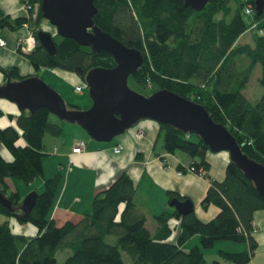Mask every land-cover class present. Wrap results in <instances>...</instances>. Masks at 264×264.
<instances>
[{
    "label": "trees",
    "instance_id": "1",
    "mask_svg": "<svg viewBox=\"0 0 264 264\" xmlns=\"http://www.w3.org/2000/svg\"><path fill=\"white\" fill-rule=\"evenodd\" d=\"M27 1L38 4L35 17L32 11L13 16L0 7V30L20 31L26 27L33 34L34 47L23 52L17 46L16 52L28 60L34 73L22 76L15 66L0 67L4 80L6 76L12 81L39 77L38 71L47 68L75 72L84 82L90 69L115 65L106 51L95 53L89 46L49 31L45 28L49 22L40 11L41 0ZM253 1L210 0L195 11L184 0H94L92 20L127 47L141 52L142 64L129 76L134 84L142 89L152 87L151 94L167 89L200 104L214 122L230 132L243 154L264 166V11L256 15ZM247 7L252 9L249 14L245 12ZM40 30L51 33L54 54L39 44ZM248 30L251 42L239 43V37ZM257 65L258 84L263 91L251 102L244 90ZM62 105L67 110H79L74 105ZM49 115L44 107L32 112L19 110L16 116L0 110V119L6 116L9 120L0 125V191L9 202V207L0 204V218H5L0 219V264H58L55 253L60 249L70 251L61 264H124L122 251L131 264H207L199 247L181 248L196 234L201 248H211L217 240L247 243L246 251H220L224 261L244 264L253 255L257 244L252 219L254 212L264 209V197L231 160L221 180L210 178L206 174L208 146L198 135L194 140L192 134L171 125L158 124L163 150L189 158L188 165H176L178 171L187 172V167H193L194 172L199 168L205 171L209 186L200 205L203 209L209 205L218 209L210 220L203 221L194 212L182 216L171 207L154 216L156 229L150 233L144 213L135 203L136 184L125 171L94 193L90 213L61 225L49 214L62 177L57 171L43 180L32 209L22 216L21 197L17 190H10L5 179L19 177L31 183L42 176L43 138L46 134H61L60 124L50 120ZM20 137L25 144H17ZM167 196L168 201L185 199L173 191H167ZM10 217L35 226V235L12 233L7 220ZM171 218L177 219L179 226L174 241H170L174 231L169 224ZM109 235L114 236V242L107 241ZM210 264L221 262L216 259Z\"/></svg>",
    "mask_w": 264,
    "mask_h": 264
},
{
    "label": "water",
    "instance_id": "2",
    "mask_svg": "<svg viewBox=\"0 0 264 264\" xmlns=\"http://www.w3.org/2000/svg\"><path fill=\"white\" fill-rule=\"evenodd\" d=\"M208 1L184 0V4L200 11ZM253 7L256 15H260L264 11V0H254ZM40 11L59 36L89 46L95 53L106 51L115 65L95 67L86 73L85 85L92 105L85 110H67L60 95L42 78L33 76L18 81L6 76L0 86V98L14 103L18 110L32 112L36 108H47L61 120L78 124L98 142L111 141L140 119H151L196 134L210 152L226 151L229 160L243 171L264 197V166L243 154L230 132L221 123L214 122L200 104L167 89L145 96L128 87V78L142 64L143 56L138 49L127 47L94 24V0H41ZM37 39L49 54L55 53L50 32L38 31ZM36 197L35 191L23 197L19 205L22 216L28 215ZM0 204L9 207L8 199L1 191ZM168 205L182 216L194 212L188 198H173Z\"/></svg>",
    "mask_w": 264,
    "mask_h": 264
},
{
    "label": "crops",
    "instance_id": "3",
    "mask_svg": "<svg viewBox=\"0 0 264 264\" xmlns=\"http://www.w3.org/2000/svg\"><path fill=\"white\" fill-rule=\"evenodd\" d=\"M22 1L0 0V7L4 12L13 16L25 15L26 11L21 7ZM26 35V28L20 31L0 30V37L6 41L5 46L0 47V67L15 66L22 76L34 73L28 60L16 52L17 41L25 38ZM53 70L62 72L58 69ZM71 77L76 82L79 79L74 75H71ZM4 82L5 80L0 72V86ZM77 84H81V82H77L74 86ZM0 110L5 115L11 114L14 116L19 112L17 106L5 98H0ZM52 120L60 124L61 134L58 137L44 136L43 174L40 181H32L31 185H34L35 190L33 191H42L43 180L60 171L62 177L49 213L50 218L56 224L61 225L65 221L74 222L83 215L90 213L94 193L98 189L109 185L122 171L127 172L136 184L135 203L140 211L144 213L145 225L150 233H153L156 229L154 216L171 209L168 205L167 191H173L188 198L193 204L194 214L203 221L210 220L217 213L218 209L214 205H209L206 209H203L200 205V201L209 186L208 178L193 172L178 173L176 165L178 163L184 166L188 165L190 160L187 156L179 153L173 155L164 152L162 135L159 132V125L155 121L140 119L131 128L114 137L113 141L98 142L88 137L87 133L76 123H69L60 118ZM7 121H9L7 117L3 116L0 119V125H6ZM139 130L143 132V135L137 139L134 135ZM79 140H84L87 143L86 149L80 154L72 155V147ZM160 140L161 144L159 145ZM20 143L22 142L20 141ZM118 144L121 145V150L114 153L112 148ZM1 153L4 158L8 159V155L4 150H1ZM210 153L206 154V160L209 163L206 174L214 180H221L229 156L227 153L219 155ZM68 166L70 170H67ZM36 180L38 179L36 178ZM252 223L256 228V231L252 232L253 238L257 246L261 245L263 248L264 209L254 212ZM169 224L174 227L170 237V241H174L179 231L178 221L171 218ZM198 244V236L194 235L184 242L181 248L188 250L194 246L198 247ZM223 249H219L218 253L220 251L228 252V250ZM237 250H240L239 252L246 251L248 246L238 247ZM252 256L246 263H256L254 256ZM222 264L234 263L222 261Z\"/></svg>",
    "mask_w": 264,
    "mask_h": 264
},
{
    "label": "rangeland",
    "instance_id": "4",
    "mask_svg": "<svg viewBox=\"0 0 264 264\" xmlns=\"http://www.w3.org/2000/svg\"><path fill=\"white\" fill-rule=\"evenodd\" d=\"M252 28V27H251ZM47 29L51 32H55L56 29L54 26L47 24ZM251 42V32L250 30L244 32L240 37H239V43H250ZM66 77H64V76ZM71 75H74V77L79 78L77 82H81L83 85V90L82 92L78 93L74 91V84L77 82L71 77ZM260 75V66L257 65L250 76L249 81L246 84L244 94L245 96L251 101L254 102L256 101L262 91L263 88L258 84V77ZM38 76L44 80L45 83H47L50 87H52L62 98L63 102L69 105H74L77 106L78 109L80 110H85L88 109L92 105V99L90 98L88 89L85 87V80L84 82L81 80L80 76L75 73V72H60V71H54L53 69H43L38 71ZM128 87L140 94H143L145 96H148L152 92V87L151 88H146L142 89L140 86L136 85L133 83V81L129 78L128 79ZM50 120L55 119L58 120L59 118L54 115L53 113H50L49 115ZM53 121V120H52ZM192 139H197L196 134L191 133ZM88 136V135H87ZM45 137H51L50 135L46 134ZM89 137V136H88ZM114 138L111 140L113 141ZM20 141L22 143H20ZM109 141V142H111ZM18 145H23L25 144V141L23 143V139L20 137L17 140ZM161 144V140L159 141V145ZM213 154L219 155L221 153H227L226 151H220V152H211ZM210 153V154H211ZM228 155V153H227ZM38 180H33V181H40V177L37 178ZM6 182L9 185L10 190H17L18 193H20L21 200L25 195H27L30 192H33L34 185H31V183H26L24 182L23 179L19 177H7ZM37 193H40L41 191H35ZM4 220L5 218H0ZM8 224L10 227V230L12 233H23L25 235L33 236L36 233V227L33 226L30 223H18L14 217L7 218ZM75 222V221H74ZM25 227V228H24ZM199 239V235L196 234ZM115 238L112 235H109L107 237L108 242H114ZM199 249L203 253L206 262L209 264L212 260L219 259L221 264L222 261H224L221 256L218 253L219 249L223 250H228L233 252V251H240L237 250L238 247H247L246 242H234V241H229V240H217L215 241L214 245L211 248H201L200 243L198 244ZM189 250V249H188ZM233 250V251H232ZM70 254V251L67 249H60L57 250L55 253V258L58 264H61L65 258ZM263 255V256H262ZM121 256L123 259L124 264H131L129 256L125 252H121ZM254 260L257 264H263L264 260V249L262 248L261 245L257 246L254 251ZM252 256V257H253ZM255 263V264H256ZM248 264V263H245Z\"/></svg>",
    "mask_w": 264,
    "mask_h": 264
},
{
    "label": "built area",
    "instance_id": "5",
    "mask_svg": "<svg viewBox=\"0 0 264 264\" xmlns=\"http://www.w3.org/2000/svg\"><path fill=\"white\" fill-rule=\"evenodd\" d=\"M21 7L24 11H26V13H28L29 11L30 12L32 11L31 13H32L33 17H35L37 10H38V4L37 3L32 4V3H29L27 0H24L21 3ZM251 11H252V9L250 7H247L245 9V12L248 14L251 13ZM26 30H27V35L25 36V38L17 41V46H19L23 52H29L34 47V44H35L33 34L30 31H28L27 28H26ZM5 44H6V41L2 37H0V47L5 46ZM82 90H83L82 84H77L74 86L75 92L80 93V92H82ZM142 135H143V132L141 130H139L135 133L134 137L139 139L142 137ZM86 146H87V143L84 140L77 141L75 143V145L72 147V150H71L72 155L80 154V153L84 152V150L86 149ZM112 149H113L114 153H118L121 150V145L118 144V145L114 146ZM67 170H70L69 166L67 167ZM186 171L187 172H193L199 176H203V174L205 172L202 168H199L197 172H194L193 167H187ZM178 173L181 174L180 171ZM255 231H256V228L252 225V232H255ZM263 249H264V245H263Z\"/></svg>",
    "mask_w": 264,
    "mask_h": 264
}]
</instances>
